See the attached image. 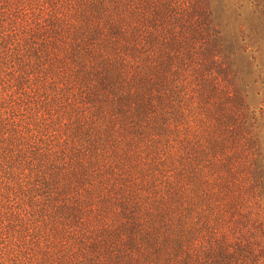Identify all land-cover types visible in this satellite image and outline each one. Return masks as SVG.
I'll use <instances>...</instances> for the list:
<instances>
[{
  "label": "trees",
  "instance_id": "trees-1",
  "mask_svg": "<svg viewBox=\"0 0 264 264\" xmlns=\"http://www.w3.org/2000/svg\"><path fill=\"white\" fill-rule=\"evenodd\" d=\"M0 264H264V0H0Z\"/></svg>",
  "mask_w": 264,
  "mask_h": 264
}]
</instances>
